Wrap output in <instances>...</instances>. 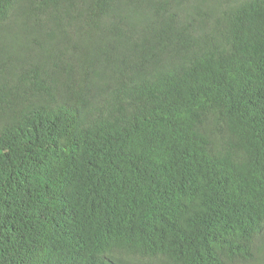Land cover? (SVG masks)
Returning <instances> with one entry per match:
<instances>
[{
	"label": "trees",
	"instance_id": "16d2710c",
	"mask_svg": "<svg viewBox=\"0 0 264 264\" xmlns=\"http://www.w3.org/2000/svg\"><path fill=\"white\" fill-rule=\"evenodd\" d=\"M12 2L0 264H264V0Z\"/></svg>",
	"mask_w": 264,
	"mask_h": 264
},
{
	"label": "rangeland",
	"instance_id": "374dc122",
	"mask_svg": "<svg viewBox=\"0 0 264 264\" xmlns=\"http://www.w3.org/2000/svg\"><path fill=\"white\" fill-rule=\"evenodd\" d=\"M32 0H27L28 5L19 6V15L10 25L13 36H6L5 41L10 45L27 44L37 38L36 22L37 17L30 8Z\"/></svg>",
	"mask_w": 264,
	"mask_h": 264
},
{
	"label": "clouds",
	"instance_id": "9594fccd",
	"mask_svg": "<svg viewBox=\"0 0 264 264\" xmlns=\"http://www.w3.org/2000/svg\"><path fill=\"white\" fill-rule=\"evenodd\" d=\"M21 1H22V0H13L12 3L14 4L15 7L19 8V6L22 4Z\"/></svg>",
	"mask_w": 264,
	"mask_h": 264
}]
</instances>
